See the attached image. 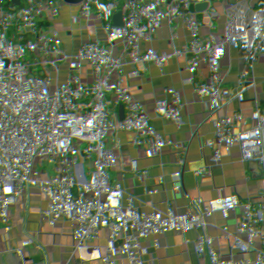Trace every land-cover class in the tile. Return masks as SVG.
Here are the masks:
<instances>
[{
	"label": "built area",
	"instance_id": "1",
	"mask_svg": "<svg viewBox=\"0 0 264 264\" xmlns=\"http://www.w3.org/2000/svg\"><path fill=\"white\" fill-rule=\"evenodd\" d=\"M238 18L241 21L243 16ZM20 50L26 52L24 47ZM40 50L37 45L29 53L43 83L37 101L0 99V153L15 146L20 133H27L20 125L28 120L37 126L32 132L36 145L44 153L55 151L62 169L43 168L27 182L14 159L0 154V264H68L78 260L119 264L103 234L82 212L85 194L109 192L120 198L129 185L146 184L148 212L159 195L166 198V209L152 212V221L165 228L174 241L192 229L199 232L205 217H212L204 204L211 201L218 188L234 179L244 163L245 145L253 147L255 161L264 165V130L250 128V102L259 94H237L234 89L238 77L250 73L258 60L243 65L226 62L224 76L216 83L177 93L162 90L156 60L149 62L147 75L145 69L128 79L107 73L97 83L90 74H61V61H57L58 70L54 72ZM7 66L8 58L1 60L0 72H6ZM214 87L220 91L212 94L210 89ZM181 113L187 116L188 127L182 135L180 163L162 166L158 150L147 135L166 130L167 137L171 122ZM206 117L217 124L213 135L202 127ZM166 137L165 143L171 144ZM74 139L79 143L78 154L69 152ZM121 150L142 154L146 168L141 178L124 183L102 176ZM74 170L80 174L76 182L68 176ZM185 179L194 181L200 193L190 226L179 217V189ZM23 192L28 201L17 210ZM41 192L50 196L49 212L41 210L37 202ZM260 218L261 210L254 204L226 211L223 232L210 239L205 259L201 258L205 249L199 242H191L173 250L171 264H264V233L256 228ZM123 222L114 231L113 240L138 255L141 223L131 216ZM69 234L82 236L81 248L72 247Z\"/></svg>",
	"mask_w": 264,
	"mask_h": 264
},
{
	"label": "trees",
	"instance_id": "2",
	"mask_svg": "<svg viewBox=\"0 0 264 264\" xmlns=\"http://www.w3.org/2000/svg\"><path fill=\"white\" fill-rule=\"evenodd\" d=\"M37 45L54 72L61 61V74L97 83L107 73L147 75L156 60L162 90L177 93L216 83L226 62L258 60L234 89L261 93L264 0H0V61L8 58L0 99L37 101L43 83L29 57Z\"/></svg>",
	"mask_w": 264,
	"mask_h": 264
},
{
	"label": "crops",
	"instance_id": "3",
	"mask_svg": "<svg viewBox=\"0 0 264 264\" xmlns=\"http://www.w3.org/2000/svg\"><path fill=\"white\" fill-rule=\"evenodd\" d=\"M259 96L250 102L252 119L250 128L264 130V88ZM188 127V118L181 113L177 119L171 122L167 131V137L171 144L162 141H152L158 150V162L164 166L168 163L177 165L180 163L183 153L182 135ZM203 129L213 135L217 124L209 118L204 119ZM166 137V138H167ZM33 146V150L29 147ZM257 152L251 145H245L244 163L236 172L234 179L227 185L218 188L211 196V201L204 204V210L210 211L212 217L206 216L200 225V231L190 230L180 235L177 240L171 241L165 228L157 227L152 221V212H160L166 209L165 196L159 195L153 202L151 212H148V202L145 199L146 184H134L125 188L120 198L111 193L85 194L82 203V212L87 216L91 225L99 230L108 245L110 254L119 264H171L172 252L176 248L188 245L191 242H199L205 254L208 256L207 245L213 235H221L224 229L223 217L226 211L241 210L246 204H254L261 210V218L256 226L258 231L264 233V165L255 161ZM0 154L7 159H14L21 171L23 179L31 182L37 171L46 167L62 169V163L57 153L52 151L44 153L36 145L32 132L20 133L15 146L9 151ZM145 159L138 151L126 153L121 150L111 164L110 170L103 172L102 176H109L116 182L129 183L132 179H139L145 173ZM72 182L78 181L80 174L77 171L69 172ZM200 193L197 184L185 179L179 189V217L185 226L193 222L195 207L199 202ZM26 192L18 197L17 210H22L27 204ZM94 201L95 203H91ZM37 202L44 212L50 211V196L41 192ZM138 219L142 227L140 239V252L135 255L129 250L117 245L113 240L114 231L124 225L125 217ZM246 236V234H244ZM72 247L78 248V236L68 235ZM68 264H93L90 261L78 260Z\"/></svg>",
	"mask_w": 264,
	"mask_h": 264
},
{
	"label": "water",
	"instance_id": "4",
	"mask_svg": "<svg viewBox=\"0 0 264 264\" xmlns=\"http://www.w3.org/2000/svg\"><path fill=\"white\" fill-rule=\"evenodd\" d=\"M36 124H33L32 122L26 120L20 125V129L25 132H33L36 129ZM166 137V130H160L153 133H149L147 135L148 141H161ZM69 152L72 154H78L79 153V143L77 139H74L69 143ZM78 248H81L83 245V238L81 235L78 236Z\"/></svg>",
	"mask_w": 264,
	"mask_h": 264
},
{
	"label": "rangeland",
	"instance_id": "5",
	"mask_svg": "<svg viewBox=\"0 0 264 264\" xmlns=\"http://www.w3.org/2000/svg\"><path fill=\"white\" fill-rule=\"evenodd\" d=\"M164 78V77H163ZM162 78H160V85H161V83H162V80H161Z\"/></svg>",
	"mask_w": 264,
	"mask_h": 264
}]
</instances>
